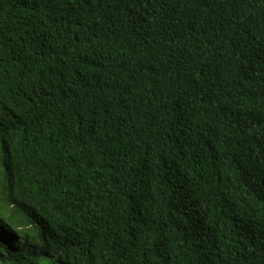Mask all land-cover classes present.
<instances>
[{"label":"trees","instance_id":"16d2710c","mask_svg":"<svg viewBox=\"0 0 264 264\" xmlns=\"http://www.w3.org/2000/svg\"><path fill=\"white\" fill-rule=\"evenodd\" d=\"M0 264H264V0H0Z\"/></svg>","mask_w":264,"mask_h":264}]
</instances>
